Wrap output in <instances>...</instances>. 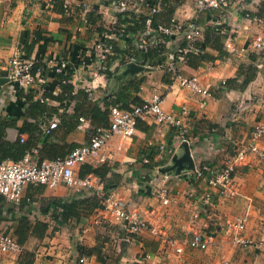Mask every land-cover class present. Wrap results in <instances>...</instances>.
I'll return each mask as SVG.
<instances>
[{"label":"crops","instance_id":"0c3cea01","mask_svg":"<svg viewBox=\"0 0 264 264\" xmlns=\"http://www.w3.org/2000/svg\"><path fill=\"white\" fill-rule=\"evenodd\" d=\"M56 1L4 0L0 5V78L7 77L10 60L16 56L24 58L27 54L33 61L42 60L47 65L46 71L31 87L38 92L36 98L48 88L59 95L61 89L53 76V67L71 64L83 52L89 54L94 43L106 35L96 26L87 31L79 16L81 10L75 15L56 10ZM62 1L63 5L88 3L101 15L107 30L116 21L117 0ZM155 1L160 4L156 16L159 23L170 25L173 19H196L202 27L200 42L205 41V47L195 53L198 56L191 59V63L187 59L182 73L198 77L201 85L211 91L212 97L205 105L201 103L200 94L179 87L169 72L145 67L141 73L132 74L128 66L134 61L122 63L116 59L109 64L110 74L101 73L97 78L92 74L97 67L95 63L86 70L75 69L80 80L76 84L70 81L74 86L70 96L62 103L48 98L47 111L34 116L17 97L14 84L10 81L3 84L0 121H14L5 129L4 140L31 142L33 146L26 155H32L39 162L66 156L87 144L95 128L109 126L112 105L104 119L94 117V106L105 110L107 97H115L128 81L144 77L140 90L132 96L144 102L156 93L161 94L164 110L179 115L186 107L187 114L183 118L189 134L183 138L175 127L158 124L152 117L140 119L132 140L125 142L120 136H114L102 151L106 161L88 164L102 169L109 190L120 196L131 212L161 227L169 237L183 240L196 232L214 235L206 250L186 247V264H264V251L255 245L264 240V158L255 159L251 155L240 167L235 176L237 193L233 197L210 187L196 174L205 164L219 165L249 140L257 124L264 122V49L254 47L258 36L264 38V0L212 9L200 15H196V0H165V5L163 0ZM133 9L139 15L148 12L144 2L136 3ZM142 40L137 37V45ZM182 43L180 37L167 41L165 60L176 56ZM249 66L257 71L243 87ZM234 79L236 82L229 89H222L224 81ZM134 104L137 103H129ZM55 119L58 126L50 134H44L43 127ZM260 147L264 151V140ZM161 187L169 191L168 205L163 204L156 193ZM207 192L212 193L213 204L204 207L200 196ZM77 198L98 199L95 191L76 190L66 185L30 184L25 187L19 206L0 201V209L5 211L0 216V233L14 235L15 226L22 221L31 225L48 223L42 238L30 235L20 250L0 251V264H19L25 250L36 254L32 264H79L80 257L87 259L86 264H105L97 254L86 255L80 247L101 249L107 264H176L174 252L150 230L143 229L130 241H125L122 226L106 218L99 207L89 212L84 209L87 214L58 224L53 219V206L58 201L65 203ZM198 211L200 216L194 218ZM237 218L245 219L244 235L253 244L233 243L235 232L227 224ZM146 255H150V259L142 261Z\"/></svg>","mask_w":264,"mask_h":264},{"label":"built area","instance_id":"2783aa9c","mask_svg":"<svg viewBox=\"0 0 264 264\" xmlns=\"http://www.w3.org/2000/svg\"><path fill=\"white\" fill-rule=\"evenodd\" d=\"M3 1L0 0V5ZM254 1L256 0H196V15L212 9L216 10L228 6L237 7L241 3ZM138 2H144L148 7V12L145 13V16H147L146 25L149 33L158 32L165 36H171L172 38L180 37L181 40L186 42V46L176 56L172 55L155 66H144L149 69L158 68L169 72L173 82L177 83L179 87L200 94L202 96L201 103L205 105L207 99L212 97L211 91L201 85L198 77H187L182 73L183 67L188 59V54L201 52L200 48L196 47V43L200 42L203 37L202 27L197 24L196 19L190 21L173 19L170 25L159 24L157 29H153L151 26L152 17L158 13L160 4L159 2H151L150 0H117V13H124L123 18L130 20L138 19L139 14L133 9L134 5ZM64 8L67 14L71 15H75L78 10H81V15L79 16L85 29H87V13L94 10V7L83 1L79 4L66 2ZM120 27L124 31L127 24H121ZM112 37L115 38V35H106L105 38L101 37L94 43L91 52L86 55L90 62L81 58L82 62L76 67H73V64H68L72 68V78L70 80L72 83L76 84L80 80L75 70L80 69V67L86 70L92 64H97L96 69L92 71L95 78L101 75V73H106V60L109 55L113 54V46L105 40L106 38L111 39ZM151 45V39L149 41L143 39L139 47L146 50ZM231 46L232 44H228V47ZM254 47L256 49H264V38L262 36H258L255 39ZM93 53L94 59H92ZM9 67L7 78L14 85L22 88H31L37 83V79L32 73L33 60L16 56L10 60ZM53 69L56 72H60L62 68L57 65ZM223 84H225V81ZM162 103L163 96L156 93L151 99L140 104L131 105L129 109L123 108L120 105H112L110 108L109 126L95 128L87 144L73 149L65 157L46 159L39 162L29 154L18 161H0V198L5 199V201L15 206H19L22 201L24 189L30 184L50 187L66 185L76 190L95 191L100 201L99 209H101L102 214L106 218L122 226L126 232L125 241H130L135 234H138L143 229L150 230L161 239L167 249L174 252L176 264H186L187 262L184 258L186 247L206 250L214 237L212 233L196 232L191 237L183 240L171 238L161 227L152 225L146 219L141 218L136 212H131L125 201L120 196L112 193L105 181L99 176L90 173L82 177L79 174L81 165L85 163H101L106 161V157L102 151L114 136H120L125 142L132 140L136 133L137 122L140 119L152 117L158 124L177 128L180 137L186 138L189 134V129L184 123L183 118V115L187 114L186 107L182 108V115H179L164 110ZM80 120L84 121V118L81 117ZM58 123V119H55L44 126V134H50L58 126ZM21 140L24 141V137H21ZM262 140H264V122L257 124L253 128L249 140L240 147H237L232 155L225 157L217 166L212 164L203 165L196 171L197 176L206 181L210 187L219 188L222 194L229 197L235 196L237 193L235 176L240 167L247 162L248 157L251 155L255 159L264 158V151L260 147ZM156 193L163 204L168 205L170 203L171 199L167 187L159 188ZM200 199L204 207L213 204V195L211 192L202 194ZM199 216V211L194 213V218H198ZM227 225L235 232L232 237L233 243L239 246L253 244L244 235L246 229L245 219L237 218ZM221 227L223 228V225ZM255 245L264 251L263 239ZM20 249L21 246L17 243L14 236L0 233L1 252H15ZM148 259H150V255H146L141 260L146 261ZM86 262L87 259L85 257L79 258V264H86Z\"/></svg>","mask_w":264,"mask_h":264},{"label":"trees","instance_id":"16d2710c","mask_svg":"<svg viewBox=\"0 0 264 264\" xmlns=\"http://www.w3.org/2000/svg\"><path fill=\"white\" fill-rule=\"evenodd\" d=\"M151 2H158L155 0H150ZM64 1L57 0L56 1V10L59 12L66 14L64 5ZM162 4L165 3V0H163ZM61 6V7H60ZM124 14V13H123ZM122 13L116 14V22L114 25H112L108 30L105 29L103 26V21L101 18V15L98 13L96 9L91 10L87 13V31L90 30L93 26L97 27V30L100 32H105L106 35H115V38H106L105 41L110 43L113 46V54L109 55L106 60V66L107 69L105 72L109 75V64L112 60L120 59L122 63L134 61L139 62L146 65H153L162 62L165 60L164 52H166V42L170 41L172 39L171 36H165L158 32L149 33L147 31V25H146V18L145 15H139L138 19H128L123 18ZM129 14V13H125ZM158 13L153 15L152 17V28L157 29L159 23L156 20V16ZM131 15V14H129ZM250 15V14H249ZM134 17V15H132ZM75 17V16H74ZM78 18V17H75ZM73 20V18H71ZM197 24L200 25L199 21L196 20ZM121 24H127V27L122 31V28L120 27ZM105 35V34H103ZM105 35V36H106ZM105 36H102L105 38ZM137 37H142L144 40H150L152 42V45L148 47L146 50L143 48H140L137 42ZM204 42H198L196 43V47L200 48L202 50L204 46ZM140 44V43H139ZM186 46V42L183 41L181 48H184ZM198 55L195 53L188 54V63H191V59L197 58ZM201 57H205V55H201ZM24 58L30 59V55H25ZM81 58L86 59L87 62L89 61V58L86 57V52H83L79 54L77 57H75L71 64H73V67H76L79 63L82 62ZM92 59H94V53L92 54ZM46 64L42 62V60L39 61H33V67H32V73L34 76L39 78L42 77L43 74L46 71ZM59 67H61L60 72L52 71L53 76L58 80L59 87L61 89V92L59 95H54L53 90L48 88L45 89L43 92V95L40 98H36L38 92L35 89L31 88H22L18 87L16 85L15 88L17 90V97L22 99L24 103L26 104L29 114L34 116L35 113L41 112V111H47V103H45L48 98L49 99H55L58 100L60 103H62L67 96H70V93L73 91L74 86L72 83H70L71 80V71L72 68L68 65H62L59 64ZM257 69L255 67L249 66L245 73V79L243 81V87L247 86L251 80L254 78L256 74ZM241 75V72L238 74V76ZM144 81V77L140 79H134L128 81V83L124 84L119 92L115 95V97L110 96L107 97V101L105 102V110L101 111V108L98 105L94 106V109L92 111L95 118H105L109 111V105H119L123 108L129 109L130 105L129 103L133 101L134 103L140 104L143 103L142 100H140L136 95L132 96V93H136L140 90V86L142 82ZM236 80H230L225 81V84H223L222 89L227 90L230 88L231 84L235 83ZM83 92V91H82ZM103 118V119H104ZM14 124L13 122H7L0 121V161L4 160H14L18 161L24 158V156L27 154V152L32 148L33 144L30 143H21V141L17 143H11L9 141L4 140L5 136V129ZM99 127V126H98ZM40 133V131L38 132ZM65 157V156H62ZM58 158V157H57ZM55 159V158H54ZM43 161V160H42ZM41 162V161H40ZM100 168H95L93 165L85 163L81 165L80 169V176H85L87 174L93 173L97 176H99L101 179L104 178V172L101 171ZM109 187V186H108ZM73 199L70 202H61L58 201V204L53 206V219L60 225H63L65 222L69 220L71 217H77L82 214H87V212L92 211L93 208L99 207L100 202L98 199ZM0 201H2V204H6L5 199L0 198ZM84 209H87L86 212ZM5 211L0 209V216L3 215ZM1 222V220H0ZM48 229V223L46 222H37L36 225H31L29 222L22 221L19 226H15L13 230L12 236L15 237L17 243L20 246H23L30 235H35L37 237L42 238L46 230ZM81 251H84L86 255H93L97 254L98 259L102 263H107L108 260L105 257L104 253L97 250V248H90V249H84V247H80ZM35 252L34 251H28L25 250L23 252V258L20 261L19 264H32L34 258H35ZM105 257V258H104Z\"/></svg>","mask_w":264,"mask_h":264},{"label":"water","instance_id":"95a60500","mask_svg":"<svg viewBox=\"0 0 264 264\" xmlns=\"http://www.w3.org/2000/svg\"><path fill=\"white\" fill-rule=\"evenodd\" d=\"M144 69H145L144 65L136 62L130 63V65L128 66V72L132 74L141 73ZM9 81L10 80L7 77L0 78V88L2 87L3 84Z\"/></svg>","mask_w":264,"mask_h":264}]
</instances>
